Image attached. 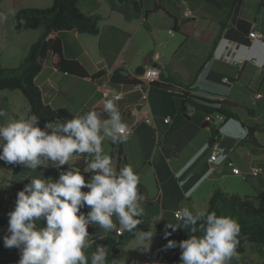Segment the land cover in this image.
Returning a JSON list of instances; mask_svg holds the SVG:
<instances>
[{"label":"crops","instance_id":"crops-1","mask_svg":"<svg viewBox=\"0 0 264 264\" xmlns=\"http://www.w3.org/2000/svg\"><path fill=\"white\" fill-rule=\"evenodd\" d=\"M128 1L110 0L107 5H103V9L97 12L100 16L97 34L79 33L74 29L54 33L61 40L66 58L78 60L89 74L103 71L95 79L81 77L88 79L94 87V96L86 104L87 111L103 107L105 98L102 87L107 88L110 94L121 93L122 98L117 101V106L123 121L132 130L127 141L120 143V159L117 155L112 156L114 166L119 169L129 164L140 174L139 190L146 197L144 207H160V211L155 214L157 222L167 212L177 211L183 206L194 211L197 205L203 204L205 211L208 198L216 188L226 193H238V190L230 189L229 184L225 185V178L240 177L231 172V165L243 172L260 167L262 173L257 176L259 183L253 187H263L264 155L259 153V161L256 162V154L252 149L237 148L244 144L247 127L253 126L248 122V117L241 118L234 111L237 118L228 120L221 129L223 123L214 118L213 125L217 130L213 132L210 127L201 125L204 118L194 111L183 95L218 98L224 105L226 102V106L236 104V101L225 98V89L236 86L245 71L264 70V43L261 42L264 38V0H181L180 6L172 8L173 11H166L160 0H154L153 6L144 9L151 12L139 16L141 24H134L135 17H125L120 11L130 8ZM156 4L161 8L153 10ZM186 9L190 11L189 17L184 14ZM160 10L168 17L164 42L159 41L158 49L155 41L154 48H147L137 40L134 43L135 37L129 33H137L142 24L145 25L147 17ZM252 17L254 20H251ZM144 28L150 34L154 32L151 24ZM250 30L261 37L250 38ZM122 66L127 68L128 74L119 78L113 73ZM146 67H155L159 75L149 85L144 101L140 91L132 89L131 84L124 79L135 77ZM57 73L63 72L51 64L48 53L34 82L40 88L43 102L61 114L54 102L59 93ZM113 75L117 78L115 81L111 79ZM246 111L254 115L252 108H246ZM144 114H150L151 123L143 121ZM61 117L64 116L61 114ZM166 117L169 118L167 122L164 121ZM214 141L226 149L231 164L225 161L216 164L209 160V146ZM255 141L261 145L256 138ZM79 158L75 156L71 161L74 169H77L74 163ZM239 163H242V168ZM39 174L40 170H25L22 180H13L6 175L0 179V203L6 208L0 212L5 221L0 226V241L3 242L8 223L7 213L14 208L17 191L28 183L26 177ZM88 175L85 174L86 179ZM221 183L223 186H220ZM89 231L91 239L98 243L114 235L98 228H90ZM93 251L94 245L86 250L89 264ZM19 258L16 248L0 247V264H17Z\"/></svg>","mask_w":264,"mask_h":264},{"label":"clouds","instance_id":"clouds-1","mask_svg":"<svg viewBox=\"0 0 264 264\" xmlns=\"http://www.w3.org/2000/svg\"><path fill=\"white\" fill-rule=\"evenodd\" d=\"M0 19L6 17L0 13ZM121 98L115 93L105 97L102 109L48 120L43 126L35 113L8 118L0 108V118H5L0 124V162L40 170L25 178L28 183L17 191L14 208L7 213L3 245L18 250L17 264H89L86 250L93 245L90 264H109L108 245L92 240L90 228L116 236L132 233L137 249L150 250L155 230L139 227L146 200L139 190L141 176L129 164L117 169L103 148L106 139L114 144L128 139L129 128L117 106ZM75 156L83 157V170L71 167ZM223 159L221 155L215 163ZM48 168L57 177L45 176ZM175 217V224L165 225L164 249H180L178 264H231L238 258L241 226L235 218L215 211L194 213L188 207L177 210ZM178 229L188 238L168 239ZM119 264H126L125 259Z\"/></svg>","mask_w":264,"mask_h":264},{"label":"rangeland","instance_id":"rangeland-1","mask_svg":"<svg viewBox=\"0 0 264 264\" xmlns=\"http://www.w3.org/2000/svg\"><path fill=\"white\" fill-rule=\"evenodd\" d=\"M52 0H0V13L6 19H0V63L3 67H16L18 63L26 55L29 45L39 36L41 29H22L15 30L12 27L11 19L17 9L21 7H47L51 4ZM110 0H79L78 8L87 10L89 13L97 14L103 5H107ZM164 8L172 10L181 4V0H160ZM100 4V7L98 3ZM154 0H141L143 9L153 6ZM144 26L152 25L154 32L151 34L146 32L143 24L134 35L136 43L139 41L141 44L151 46L154 48V41L156 48H159V41L164 42V28L168 17L163 11H157L147 17ZM251 20H254L252 17ZM133 23L141 24L139 16L134 18ZM156 33V37L153 34ZM133 45V44H132ZM131 45V47H132ZM129 51V49L126 51ZM45 73V72H43ZM58 76V90L59 93L54 99V102L64 116L63 119H70L76 115H83L87 112L86 104L94 96V87L92 83L86 79L70 74L57 73ZM216 90V89H213ZM225 98L228 100L236 101V104H228L230 109L237 112L241 118L248 117L250 124L258 127L254 131V136L258 142L264 146V70H249L245 71L236 86L232 89H225ZM0 108L4 109L8 118L27 117L28 104L19 90H0ZM246 108H252L254 115L251 116L247 113ZM60 114V115H61ZM233 121V120H232ZM5 122V118H0V124ZM261 123V124H260ZM239 129L238 125L236 126ZM243 138V137H242ZM104 152L110 155L109 140H105L103 144ZM240 150L252 149L255 155V161L258 162L259 150L256 145L251 143V137L247 138L243 145L237 146ZM240 165V163H239ZM242 165V163H241ZM240 165V166H241ZM242 168V166H241ZM240 169V168H239ZM28 169L24 168H6L3 162H0V179L5 175L13 180H22V173ZM242 171V169H240ZM46 176L57 177L58 173L55 169L48 168L44 170ZM259 179L257 176H248L247 180L242 177L225 178V185L229 184L233 190H238L236 194L241 196L254 195L262 187H253L258 185ZM223 186V183H221ZM236 184V185H235ZM257 188V189H254ZM187 207V206H183ZM145 215L143 217L144 224L139 227L145 231L151 228L155 230L157 224L156 212L160 211V207H144ZM189 208V207H188ZM203 204L195 207V212L203 211ZM190 210V208H189ZM103 244L108 245V260L109 264H119L121 259H125L126 264H178L169 263L165 260L166 253L164 246L153 237L150 250L143 251L136 248L133 241V234L125 232L121 236L109 235L103 239ZM92 247V246H91ZM231 264H264V245L247 243L243 253H238V258H233Z\"/></svg>","mask_w":264,"mask_h":264},{"label":"trees","instance_id":"trees-1","mask_svg":"<svg viewBox=\"0 0 264 264\" xmlns=\"http://www.w3.org/2000/svg\"><path fill=\"white\" fill-rule=\"evenodd\" d=\"M79 0H52L47 7H21L14 13L11 24L15 30L41 29L39 36L29 45L26 55L16 67H3L0 63V90H19L28 104L27 116L33 113L41 117V126L48 120L63 119L61 115L50 105L43 102L40 88L35 84L34 78L41 70L45 57L50 53L51 64L59 71L79 77H89L95 79L103 71L89 74L85 67L76 59H69L63 55L61 40L54 35L58 30L74 29L79 33L97 34L99 32V18L97 14L84 12L78 8ZM129 9H120L125 17L145 16L151 10H144L141 0H129ZM161 8L156 4L153 10ZM176 22V18H174ZM112 80L117 78L113 75ZM131 85L137 82L135 77L128 76L124 79ZM187 102L193 106L194 111L204 118L202 126H208L213 132L217 130L213 123L207 121L206 115L219 114L223 121L237 118V114L231 111L222 100L218 98H206L198 95H183ZM198 123V122H197ZM199 124V123H198ZM258 124L247 127V132L243 142L251 137V143L261 148L264 155V147L259 145L253 137ZM110 156L117 155L118 159L122 155L120 143L109 141ZM74 166L83 170L85 164L83 157H80ZM247 179V178H246ZM6 208L0 203V212ZM191 211V209H190ZM205 211H215L218 215H227L235 218L241 226V242L237 252L243 253L245 244L255 243L264 245V186L254 195H244L226 193L216 188L214 189L207 203ZM4 219L0 216V226L4 224ZM174 212H167L156 225L155 238L163 246L167 244L164 238L165 225L175 224ZM171 231V229H168ZM188 238V234L183 229H178L168 239L180 241ZM4 246L0 241V247ZM164 258L169 263L179 261L180 249H167Z\"/></svg>","mask_w":264,"mask_h":264},{"label":"built area","instance_id":"built-area-1","mask_svg":"<svg viewBox=\"0 0 264 264\" xmlns=\"http://www.w3.org/2000/svg\"><path fill=\"white\" fill-rule=\"evenodd\" d=\"M185 16L189 17L190 16V11L188 9L185 10ZM248 36L250 38H260V34L256 33L255 31H252L250 30L248 32ZM158 75H159V72L158 70L155 68V67H146L143 69V71L141 73H137L135 75V78L137 79V82L132 84L131 85V88L132 89H135V90H139L140 93H141V99L146 101V98H147V90L149 88V85L154 82L155 80L158 79ZM101 92H102V95L103 97H112L113 94L115 93H112L110 94L109 90L105 87H102L101 88ZM119 94H121L120 92H117ZM206 120L207 121H210L213 123L214 121V118L217 119V121L219 122H222L223 124L220 125L223 126L227 121H223V117L219 114H214V115H206L205 116ZM151 116L150 114H144V117H143V121H145L146 123H151ZM169 120L168 117L164 118V121L167 122ZM230 120V119H229ZM128 128H129V132L128 134L131 132L132 130V127L130 125H128ZM208 147V146H207ZM210 148V151H209V160L210 161H214L216 159H218L221 155L224 156V159L222 162H228V159H227V151L226 149H224L218 141H214L212 145L209 146ZM229 164H231V162H228ZM256 170H260L259 171V174H254L256 172ZM231 172L233 174H236V175H239L241 176L243 179H246L248 176L252 175V176H259L261 175L262 173V169L260 167H253L249 170V172H243L241 171L237 166H234V165H231ZM175 212L174 211V216H175Z\"/></svg>","mask_w":264,"mask_h":264},{"label":"water","instance_id":"water-1","mask_svg":"<svg viewBox=\"0 0 264 264\" xmlns=\"http://www.w3.org/2000/svg\"><path fill=\"white\" fill-rule=\"evenodd\" d=\"M261 42L264 43V38H262ZM143 70H141L140 72L138 73H141ZM115 76L119 77V78H122V77H125L127 76L128 74V70L125 66H122V67H119L116 71H114L113 73ZM96 109H102V107H96ZM106 116V114H104V116L102 118H104ZM6 166V165H4ZM6 167H10V166H6Z\"/></svg>","mask_w":264,"mask_h":264}]
</instances>
